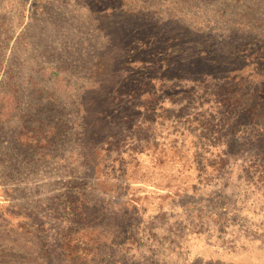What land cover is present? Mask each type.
<instances>
[{
	"label": "rangeland",
	"instance_id": "rangeland-1",
	"mask_svg": "<svg viewBox=\"0 0 264 264\" xmlns=\"http://www.w3.org/2000/svg\"><path fill=\"white\" fill-rule=\"evenodd\" d=\"M207 1L170 13L172 0H0V264H264L256 126L225 137L222 156L219 125L192 131L193 149L185 114L122 95L140 66L126 61L140 9L154 32L215 34V50L240 34ZM201 94L196 111L218 107ZM69 233L90 239L78 263L63 257Z\"/></svg>",
	"mask_w": 264,
	"mask_h": 264
},
{
	"label": "trees",
	"instance_id": "trees-1",
	"mask_svg": "<svg viewBox=\"0 0 264 264\" xmlns=\"http://www.w3.org/2000/svg\"><path fill=\"white\" fill-rule=\"evenodd\" d=\"M196 2L203 0H172L170 13ZM206 5H211L209 12H221L214 19L218 22H228L226 16H236L233 27L240 34L231 39L227 48L215 50L212 46L207 47V39L215 34L198 31L197 27H188L190 32L187 34H177L175 30L171 34L154 32L150 26L151 19L142 17L141 9L135 13L139 22L136 27L138 31L126 44V61L132 60L140 66L132 68V78L124 79L127 83L122 95L126 96L127 103L133 99L138 103L143 100L142 107L148 115L153 106L163 103L169 104V108L163 110L174 118L185 114L188 120L178 127H182V132L192 138L188 145L193 149L201 139L195 138L192 131H198V135H201L202 132L210 133L212 128L219 125L221 132L216 133L221 138L218 136L217 139L222 142L220 153L225 156L229 153L230 143L222 140L236 135L242 137L250 123L256 126L257 136L264 139V94L258 88L251 90L252 78L264 71V21H261L264 18V0H208ZM154 21L156 26L166 22L161 18ZM170 21L177 27L181 26L176 17L170 18ZM158 55L160 58H157ZM198 92L204 98H212L218 107L196 111L193 99H196L194 94ZM116 100H119L118 97ZM188 111L194 115L189 116ZM231 115L235 117L233 122H230ZM216 117L217 121L210 122ZM170 126L174 128L177 124ZM208 143V139H204L203 146ZM181 152L173 151L179 156ZM199 155V152L193 151L191 157L197 160ZM254 158L257 160L255 166H262L264 148L256 152ZM205 160L206 163L211 162L208 158ZM263 168H257L259 180H263ZM73 204V211L78 212L85 202L75 200ZM89 242V237L83 234L69 233L63 245V257L76 263L82 261L90 253Z\"/></svg>",
	"mask_w": 264,
	"mask_h": 264
}]
</instances>
